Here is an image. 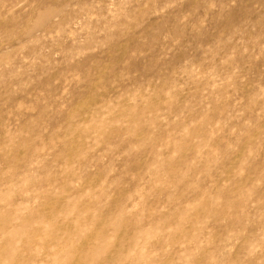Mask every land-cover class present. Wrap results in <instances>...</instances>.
<instances>
[{"label": "rangeland", "instance_id": "374dc122", "mask_svg": "<svg viewBox=\"0 0 264 264\" xmlns=\"http://www.w3.org/2000/svg\"><path fill=\"white\" fill-rule=\"evenodd\" d=\"M4 259L264 264V0H0Z\"/></svg>", "mask_w": 264, "mask_h": 264}, {"label": "bare ground", "instance_id": "6f19581e", "mask_svg": "<svg viewBox=\"0 0 264 264\" xmlns=\"http://www.w3.org/2000/svg\"><path fill=\"white\" fill-rule=\"evenodd\" d=\"M8 192V191H7ZM10 193V192H9ZM4 194H6V193H4ZM5 196V195H4ZM5 200H8V199H5ZM14 206H16V205H14ZM8 208H9V206H8ZM18 208V207H17ZM15 211H17V210H15ZM15 214H13V216H14ZM17 215V214H16ZM11 217V220H19V218H17L18 216H15V217ZM20 217V216H19ZM20 219H21V217H20ZM14 225V224H13ZM16 234H14V237L13 236H11L10 237V241H9V244H8V246H7V251L9 252V253H11V254H15L16 252H18V246H17V244H18V238H20L21 236H23V235H19V237H17L18 236V234L15 236ZM20 241H21V238H20ZM20 244V243H19ZM54 248V247H53ZM37 250V249H36ZM35 250V251H36ZM135 251V250H134ZM63 252V251H62ZM138 252V251H137ZM60 252H58L57 253V255L59 254ZM136 253V252H135ZM144 252H142V254H143ZM0 264H13V261L12 260H0Z\"/></svg>", "mask_w": 264, "mask_h": 264}]
</instances>
